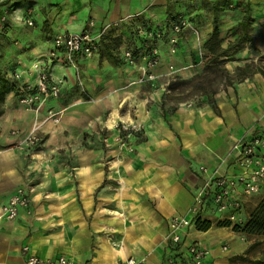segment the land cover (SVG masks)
<instances>
[{
  "label": "crops",
  "instance_id": "0c3cea01",
  "mask_svg": "<svg viewBox=\"0 0 264 264\" xmlns=\"http://www.w3.org/2000/svg\"><path fill=\"white\" fill-rule=\"evenodd\" d=\"M233 1L243 3L249 21L240 22L245 37L232 55L245 53L248 61L241 65L262 64L264 0ZM172 2L183 5L185 0H0V26L2 17L6 25L0 35V73L15 79L18 87L34 83L33 63L51 56L49 43L58 33L80 32L92 22L90 32L98 37L96 54H77L76 67L62 63L61 51L51 56L49 71L52 80L60 82V93L37 112L22 106L16 91L4 94L0 264H25L24 245L43 259L65 255L71 264H117L127 257L167 264L177 251L168 238L170 217L189 215L195 191L210 175L231 176L239 169L233 145L264 130V76L253 73L221 90L207 87L213 94H201L197 82L206 101L198 107L172 109L163 107L160 82H139V55L145 52L140 50L139 30L161 27ZM107 23L116 25L102 33ZM239 33L222 40L221 46H232ZM178 44L174 56L158 44L161 58L153 71L172 64L191 65V53L198 49L194 38L181 37ZM126 48L135 51L137 64L125 63L122 56L114 58L117 50L121 54ZM203 80L208 83L197 81ZM49 108L62 110L57 123L45 120ZM35 118L41 124L40 142L20 150L18 139ZM126 121L144 127L142 136L129 139L134 149L100 148L98 126L114 134L113 125ZM18 189L28 195L29 208L5 218L1 207ZM240 197L239 191L232 194ZM213 206L209 195L200 210V217L211 226L205 231L186 228L182 241L198 242L210 251L204 264H244L239 260L249 246L246 235L214 225L224 216Z\"/></svg>",
  "mask_w": 264,
  "mask_h": 264
},
{
  "label": "built area",
  "instance_id": "2783aa9c",
  "mask_svg": "<svg viewBox=\"0 0 264 264\" xmlns=\"http://www.w3.org/2000/svg\"><path fill=\"white\" fill-rule=\"evenodd\" d=\"M5 17L1 18L0 34L5 31ZM29 25L32 21L27 22ZM173 37L171 42L177 40V34L186 25L184 20L173 23ZM93 23L88 22L87 28L80 32L58 33L52 40L53 49L51 56H56L57 52H62L60 60L62 63L70 64L76 67L75 56L77 54L85 57H92L98 50V37L90 32ZM109 24L102 28L106 30ZM123 59L128 64L136 63L131 50H125L122 53ZM158 51L153 49L149 55H143L140 66L142 80H152L155 74L152 71L157 64ZM35 75L34 83L21 86L18 100L26 109L37 111L42 105L50 99L57 98L60 93V82L52 80L51 73L47 64L41 60L33 63ZM45 120L56 121V112L49 108ZM121 131H135L139 129L138 124L134 122H119L116 124ZM40 123L35 121L31 129L18 139L19 148H32L40 142L39 136ZM18 131L13 130V134ZM234 150L238 152L236 159L239 169L231 176L210 175L204 183L195 191L192 202L187 209L188 216L172 215L169 220L168 238L176 244L177 251L168 259L167 264H204L209 258L210 251L198 242L192 241L185 243L182 241V233L186 228L194 226L196 217H200V210L209 195H212L213 211L224 212L229 208H236L240 201L238 198H232V194L241 191L244 195H253L258 193L261 185L264 184V130L252 134L249 137H243L233 145ZM200 169L206 172L207 169L202 166ZM30 199L22 189L11 195L1 207V215L5 218H14L20 209H28ZM191 216V217H190ZM201 218V217H200ZM202 219V218H201ZM229 219L233 220L234 216ZM225 250L227 245L222 246ZM25 254V264H71L65 255H58L54 258L43 259L32 253L28 245L22 247ZM117 264H145L143 258L137 259L127 257L118 261Z\"/></svg>",
  "mask_w": 264,
  "mask_h": 264
},
{
  "label": "rangeland",
  "instance_id": "374dc122",
  "mask_svg": "<svg viewBox=\"0 0 264 264\" xmlns=\"http://www.w3.org/2000/svg\"><path fill=\"white\" fill-rule=\"evenodd\" d=\"M178 5L180 4H177V2H172L170 4L168 11L166 12L162 20L161 27H156V28L146 27V29L145 28L141 29L142 31L139 30V32H141L143 35L141 40L140 50H144L146 49L147 46H149V44H152L153 45L152 50L156 49L158 51L157 64L159 63V60L161 58V53L158 47L159 43H163L164 46L168 47L167 53H169L170 56L172 55L174 56L178 51L179 38L181 37L184 39L190 37L194 38V41L197 43L198 46L197 51L191 53V56H193L192 58L193 62L191 63V65L189 64L187 67L182 66L180 68H175L174 66L177 65L174 64L173 66L172 64L169 65L168 67L165 66L164 71H162V69H159L158 72L157 71L155 72L153 71L154 68L157 66V64H155L152 70L155 74V78L150 80L149 82L158 81L162 84V86L164 87L163 96H162L163 107L167 109L175 108L178 105L179 106L184 105L186 107H198L202 105L206 101V97L200 94V91L196 86L197 82H202V81H197V80L205 79L206 81H208L206 86H208L209 84L210 86L208 87H210L211 89H215V88L218 90L224 89L228 83L224 78H220L218 74H222L223 70L224 71L226 70L229 73H233L235 72L236 66L238 64L241 65L243 64V62L248 61L247 58L244 57L245 54L244 52L241 53V55H239V57L237 58L234 57V55H232L234 51H238L237 49L239 50L241 49L242 41L240 42V39L238 40L240 42L239 44L233 45L231 48L228 49V51H226L223 54L224 55L223 58H219L215 62L211 61L210 55L207 53V50L203 48V44H202V39L207 35H209V33L211 32L212 21L214 19L217 21L219 30L221 32L222 40H227L229 37L233 38L236 32H240V33L242 32L241 31L242 27L240 22H242V18L246 11L245 10L246 7L243 6L242 2L240 3L239 1L238 3H235L233 0H202V1L185 0L183 5L182 4L180 5L182 6V8ZM179 8H181L180 11H178ZM174 15L176 18H179L180 21L184 20L186 22V25L181 29L180 33L177 34V40L173 43L171 42V38L174 35L173 25H172L173 23H170V21L172 18H175ZM246 21L247 22L249 21V16ZM115 25L116 24H109L106 30H109L110 28L112 29L113 27H115ZM151 32H154L153 34L156 35L155 39H153L154 41L148 38L150 37L149 33ZM144 37L145 38L147 37L148 40H146ZM201 44H202V48H201ZM50 45L52 44L49 43V46ZM126 46L129 47L131 45H126ZM125 50H132L134 54H136L132 48H126ZM122 53L119 54L117 50L115 52L114 58L117 59L121 58ZM142 57L143 55L140 56L139 66H141L142 63ZM122 60L125 62L124 59ZM42 62L43 64H47L49 67V65L52 62L51 56L48 55V57L43 59ZM137 63L138 61L136 60V64ZM144 81H148V80L140 81L139 79V82H144ZM235 83L236 81L233 84ZM33 111L37 112L35 110ZM55 112L57 113L56 114L57 120L56 121L51 120V121L57 123L59 121L62 110ZM35 121H38L37 118H35ZM126 122H134L138 124L135 121H126ZM38 123L40 122L38 121ZM116 124L113 125V129L115 130L114 134H109V130L105 128H100L98 126L95 134L98 136L99 139L98 143L100 148H102L103 150L117 148L119 150L132 151L134 147L133 145L130 144L129 139H131L135 135L142 136L141 134L144 132L143 125L138 124L139 129L135 131H121L118 129ZM19 149L26 150L29 148H19ZM59 159L65 160L68 163L70 161V158L68 157H59ZM74 172L75 169L71 168L72 175L74 174ZM239 192L243 195V197H245V198L242 197V199L241 197L238 198V200L240 201L239 206L236 208L227 209L229 211L226 210L227 212H225L224 214L220 212L221 213L220 215L224 216V218H222L221 220H229L230 223L229 227L231 228L234 224L237 223L242 225L248 218L249 211L253 207H255V205L259 202V200L262 197H264V190L255 193L253 195H244L241 191ZM230 216H234V219L233 220L229 219ZM214 225L217 224L214 223ZM246 237L248 239L249 246L245 250L242 259H240L239 261L244 264H264V235L253 234V235H247Z\"/></svg>",
  "mask_w": 264,
  "mask_h": 264
},
{
  "label": "trees",
  "instance_id": "16d2710c",
  "mask_svg": "<svg viewBox=\"0 0 264 264\" xmlns=\"http://www.w3.org/2000/svg\"><path fill=\"white\" fill-rule=\"evenodd\" d=\"M172 15V14H171ZM175 17V15H174ZM248 19V13L244 14L242 18V22H246ZM180 21L179 18H172L170 23H178ZM6 28V26H5ZM243 32V31H242ZM239 33V35L235 38L233 41V45L239 44L242 39L244 40L243 33ZM154 32L149 33L150 38L152 41L155 39L156 35L153 34ZM242 35V37H241ZM246 35V34H245ZM247 37V36H246ZM145 38V37H144ZM146 40L147 37L145 38ZM240 39V42L238 41ZM221 32L219 30L217 21L214 19L212 21V29L211 32L209 33L207 39L203 43V48L206 49L210 54H211V61L215 62L217 59L222 56L226 51H228L229 48H231V44L229 43L226 48H223L221 46ZM150 42V41H149ZM236 42V43H235ZM151 43V42H150ZM147 44V43H146ZM152 44H149V46L146 47L145 52L139 55V58L141 55H149L152 51ZM132 51V50H131ZM133 56L135 60L137 59V55L134 54L132 51ZM253 73H260L262 76H264V63H246L241 66H237L235 72L230 75L226 71H222V74H218L220 78H224L228 84H231L233 81H242L246 77L252 75ZM22 86V85H21ZM206 84H204V81H202L199 84V89L201 91V94H207L210 91L215 93L214 90H210L207 88ZM21 87H18L17 81L12 78H8L0 73V114L3 111V99H4V94L9 92L10 90L16 91L17 96L19 95ZM173 88V87H172ZM215 108V106L213 105ZM217 226H230L229 220H222L218 221ZM211 226V222L209 220L201 219L200 217H196L194 220V227L198 230L205 231ZM232 229L240 234L243 235H264V197H262L259 202L249 211L248 218L246 221L241 225V224H234L232 226Z\"/></svg>",
  "mask_w": 264,
  "mask_h": 264
}]
</instances>
